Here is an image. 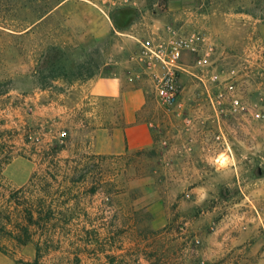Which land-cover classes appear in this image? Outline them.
<instances>
[{"label":"rangeland","instance_id":"obj_1","mask_svg":"<svg viewBox=\"0 0 264 264\" xmlns=\"http://www.w3.org/2000/svg\"><path fill=\"white\" fill-rule=\"evenodd\" d=\"M171 32L200 38L166 108L139 54ZM26 203L0 264H264V0H0L7 228Z\"/></svg>","mask_w":264,"mask_h":264},{"label":"built area","instance_id":"obj_2","mask_svg":"<svg viewBox=\"0 0 264 264\" xmlns=\"http://www.w3.org/2000/svg\"><path fill=\"white\" fill-rule=\"evenodd\" d=\"M198 35L189 37L171 32L166 38L141 42L140 57L150 70L157 100L169 108L180 102L178 74L184 69L181 60L185 53L196 50Z\"/></svg>","mask_w":264,"mask_h":264},{"label":"trees","instance_id":"obj_3","mask_svg":"<svg viewBox=\"0 0 264 264\" xmlns=\"http://www.w3.org/2000/svg\"><path fill=\"white\" fill-rule=\"evenodd\" d=\"M8 201V200H7ZM11 200H9L10 202ZM32 203H26L23 209V217L26 220V224L20 227L18 230L15 229L16 226H10L7 228L6 220L10 221L15 213L16 207L7 204H0V237H5L9 242L14 245H23L28 242L31 238L30 225L38 224L41 220H47L51 214H53V209L48 207V209H42L41 205L39 207H33ZM2 250V246L0 245Z\"/></svg>","mask_w":264,"mask_h":264},{"label":"crops","instance_id":"obj_4","mask_svg":"<svg viewBox=\"0 0 264 264\" xmlns=\"http://www.w3.org/2000/svg\"><path fill=\"white\" fill-rule=\"evenodd\" d=\"M129 94H131V92H127L125 94V100L122 104L123 112L127 123H130L134 120L135 111L139 109L142 104V99L140 98V95L138 93L134 94L136 97L134 100H130L131 96H129Z\"/></svg>","mask_w":264,"mask_h":264}]
</instances>
